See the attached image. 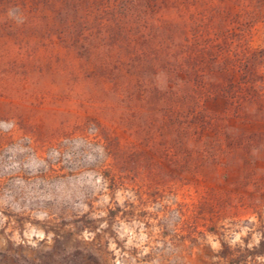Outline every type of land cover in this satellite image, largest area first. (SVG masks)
Here are the masks:
<instances>
[{"label":"rangeland","instance_id":"rangeland-1","mask_svg":"<svg viewBox=\"0 0 264 264\" xmlns=\"http://www.w3.org/2000/svg\"><path fill=\"white\" fill-rule=\"evenodd\" d=\"M262 242L264 0H0V264Z\"/></svg>","mask_w":264,"mask_h":264},{"label":"trees","instance_id":"trees-1","mask_svg":"<svg viewBox=\"0 0 264 264\" xmlns=\"http://www.w3.org/2000/svg\"><path fill=\"white\" fill-rule=\"evenodd\" d=\"M162 29H163V31H162ZM166 31H167V28H161V32L164 34V33H166ZM205 43H207V42H205ZM197 44H198V42H197ZM203 45H205V46H203ZM199 46H200V48H204V47H207L208 46V44H203V43H199ZM210 47V46H209ZM208 47V48H209ZM208 48H207V50H208ZM164 52V54H165V56L167 57V58H169V57H171L172 56V52H171V47L170 46H166V45H164L163 44V47H162V49H161V52ZM202 51V50H201ZM201 51H199V53H201ZM204 51V50H203ZM210 52H211V56L214 58L216 55L215 54H213V51L212 50H210ZM145 53V52H144ZM144 53H140V54H137V56L138 57H143L145 54ZM141 60H143L142 58H140ZM169 61V60H168ZM165 63L166 64H168V62L167 61H165ZM187 64L188 65H190L191 63H190V60H188V62H187ZM190 92V91H189ZM262 244L264 245V242H262ZM99 264H108V260L107 259H103L102 258V254H103V252L105 251V250H103V249H101V248H99ZM223 255L225 256V258H228V255H227V253L226 252H223ZM229 259V264H239L240 263V260H238V258H228Z\"/></svg>","mask_w":264,"mask_h":264}]
</instances>
